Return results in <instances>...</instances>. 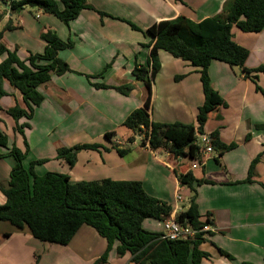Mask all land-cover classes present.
Wrapping results in <instances>:
<instances>
[{
  "label": "crops",
  "instance_id": "1",
  "mask_svg": "<svg viewBox=\"0 0 264 264\" xmlns=\"http://www.w3.org/2000/svg\"><path fill=\"white\" fill-rule=\"evenodd\" d=\"M225 1L86 0V8L67 25L28 6L12 15L7 4L0 3L1 44L15 51L21 60L43 53L46 44L41 35L46 32L73 44L58 53L72 72L52 74L49 82L37 88L44 99L30 120L22 117L16 123L9 115L8 110H26V105L21 93L3 81L6 95L0 97V134L6 136L7 146L0 147V153L7 155L15 146L26 154L25 169L31 162L44 161L34 166L37 175L65 174L71 183L103 179L141 182L148 195L167 203L172 212L189 207L190 190L176 178L189 171L197 180L214 183L196 187L199 219L207 220L212 229L199 246L209 255L200 264H264V188L259 185L264 184V73L257 74L254 82L239 68L211 62L210 84L216 99L224 105L210 106L203 132H216L220 143H234L236 147L221 156L214 150L200 168L191 170V163L181 166L179 162L188 158L173 159L166 151L142 146V134L128 143L133 135L123 126L127 116L142 107L147 98V83L132 74L136 65L149 67L147 45L152 38L147 30L180 16L193 22L217 16ZM7 25L12 28L4 30ZM232 39L248 50L245 68L264 66V30L244 33L234 26ZM5 58L1 55L0 63ZM158 58L160 68L151 85V121L196 127L198 109L204 103L199 69L164 51H159ZM94 84H129L132 89L123 95L114 89L95 88ZM23 124L29 127L23 128L21 135L16 125ZM106 134H110L109 139ZM84 144L99 148L77 152L72 166L56 158L59 149ZM127 148L124 156L116 151ZM253 161V183H242ZM13 165L12 158H0V184L9 180ZM176 196L181 200L177 201ZM5 203L0 192V206ZM148 220L142 223L145 230L163 233V221L157 231L156 225L146 223ZM118 245L117 241L113 243L105 264H133L129 254L117 256ZM106 246L105 239L88 226H82L67 245L61 246L41 242L27 228L18 230L0 221V264H96ZM219 250L234 259H227Z\"/></svg>",
  "mask_w": 264,
  "mask_h": 264
},
{
  "label": "trees",
  "instance_id": "2",
  "mask_svg": "<svg viewBox=\"0 0 264 264\" xmlns=\"http://www.w3.org/2000/svg\"><path fill=\"white\" fill-rule=\"evenodd\" d=\"M85 2L86 0H0V3L7 4L12 15L28 6L51 14L66 25L78 16L81 9L86 8ZM2 17L3 13H0V20ZM130 26L138 30L134 25ZM234 26L244 33H259L264 30V0H226L218 16L200 22L180 16L160 21L147 30L152 38L147 45L149 67L147 69L136 65L132 74L136 80L147 83L148 94L144 105L132 111L123 122V126L133 135L127 139L128 143L134 141L135 135L142 134L141 145H148L151 150H164L173 159L198 158L196 133H204L210 106L224 105L216 99L210 84L208 68L211 62L218 61L231 68H239L245 78L254 82L257 74L264 73V66L245 68L248 50L233 41ZM11 28V25H7L4 30ZM2 36L3 31H0V56L6 55L0 63V97L6 95L3 89V81L6 80L21 93L26 105V110L17 107L8 110L9 115L16 123L22 117L30 120L34 109L44 99L37 88L49 82L52 74L63 75L72 72L69 66L58 58V53L71 48L73 44L60 40L53 32H46L41 35V40L46 44L43 53L29 55L27 59L21 60L15 51H9L1 44ZM159 51L192 63L199 69L204 103L198 109L196 127L181 123H154L150 119L151 85L160 68ZM93 86L114 89L123 95H128L132 89L129 84L120 87L98 84ZM256 89L260 91L258 87ZM27 127L28 124L16 125V130L23 135L22 129ZM209 135L213 139V148L218 152V156L236 147L234 143H220L216 132ZM105 137L109 139L110 134ZM6 146L7 138L0 134V147ZM98 148L95 144L61 148L57 151L56 158L72 166L77 152ZM116 151L120 156H124L129 149ZM5 157L12 158L14 165L9 180L0 184V192L6 198V203L0 206V221L7 222L18 230L27 228L32 237L41 242L67 245L82 226H88L107 243L96 264L106 263L115 241L119 243L117 256L129 254L133 264H200L201 259L209 257L207 253L199 250L206 233L197 234L195 238L187 241H170L162 238L163 233L149 232L142 228L145 219L163 221L170 217L172 209L167 203L148 195L141 182L103 179L71 183L65 174L49 172L37 175L34 166L44 161L31 162L29 168L25 169L23 160L26 154L15 146L7 155L0 153V158ZM254 164L255 161L249 168L248 177L242 183H253L251 178ZM176 178L182 187L190 190L191 197L189 207L178 213L175 220L199 230L209 222H201L199 219L195 203L196 187L214 183L205 179L197 180L189 171L177 174ZM259 185L264 188V184ZM219 252L229 260L234 259L222 250Z\"/></svg>",
  "mask_w": 264,
  "mask_h": 264
},
{
  "label": "built area",
  "instance_id": "3",
  "mask_svg": "<svg viewBox=\"0 0 264 264\" xmlns=\"http://www.w3.org/2000/svg\"><path fill=\"white\" fill-rule=\"evenodd\" d=\"M195 144L198 146V158L191 160L190 169L194 170L204 166L208 159L212 157L214 153L213 139L209 134L196 133ZM176 200L180 201V196H176ZM181 209H174L171 212L170 217L163 220V239L170 241H187L195 238L197 234L210 232L211 226L209 224H204L199 230L193 229L188 224H180L175 220V217Z\"/></svg>",
  "mask_w": 264,
  "mask_h": 264
},
{
  "label": "rangeland",
  "instance_id": "4",
  "mask_svg": "<svg viewBox=\"0 0 264 264\" xmlns=\"http://www.w3.org/2000/svg\"><path fill=\"white\" fill-rule=\"evenodd\" d=\"M221 14V13H220ZM219 14V15H220ZM218 16V15H217ZM164 151V150H162ZM190 159H184V160H181L179 163L182 165H189L190 164ZM182 168V167H181ZM180 170V169H179ZM187 203H184V205H186ZM180 209H183V208H180ZM149 222H146V223H150L151 225H156V228H154V230H157L159 231L161 229V225H162V221H159V220H153V219H149L148 220ZM149 224V225H150ZM143 228V226H142ZM146 228H150V226L146 227ZM144 229V228H143ZM145 230V229H144Z\"/></svg>",
  "mask_w": 264,
  "mask_h": 264
}]
</instances>
